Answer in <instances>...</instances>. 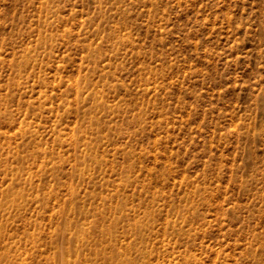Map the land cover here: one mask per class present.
Instances as JSON below:
<instances>
[{
	"label": "rangeland",
	"instance_id": "obj_1",
	"mask_svg": "<svg viewBox=\"0 0 264 264\" xmlns=\"http://www.w3.org/2000/svg\"><path fill=\"white\" fill-rule=\"evenodd\" d=\"M0 264H264V0H0Z\"/></svg>",
	"mask_w": 264,
	"mask_h": 264
}]
</instances>
